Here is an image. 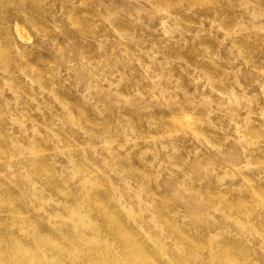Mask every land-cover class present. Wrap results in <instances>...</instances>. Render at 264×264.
I'll return each mask as SVG.
<instances>
[{
  "label": "rangeland",
  "instance_id": "1",
  "mask_svg": "<svg viewBox=\"0 0 264 264\" xmlns=\"http://www.w3.org/2000/svg\"><path fill=\"white\" fill-rule=\"evenodd\" d=\"M0 264H264V0H0Z\"/></svg>",
  "mask_w": 264,
  "mask_h": 264
},
{
  "label": "bare ground",
  "instance_id": "2",
  "mask_svg": "<svg viewBox=\"0 0 264 264\" xmlns=\"http://www.w3.org/2000/svg\"><path fill=\"white\" fill-rule=\"evenodd\" d=\"M15 30H16V33L17 35L19 36V38L22 40V41H30L31 37L28 33V31L26 30V28H24L23 26H15Z\"/></svg>",
  "mask_w": 264,
  "mask_h": 264
}]
</instances>
